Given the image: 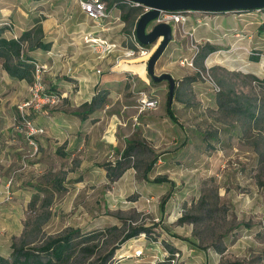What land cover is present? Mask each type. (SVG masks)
<instances>
[{
    "label": "rangeland",
    "instance_id": "1",
    "mask_svg": "<svg viewBox=\"0 0 264 264\" xmlns=\"http://www.w3.org/2000/svg\"><path fill=\"white\" fill-rule=\"evenodd\" d=\"M116 13L111 10L108 29L100 34L120 41ZM240 13L218 14L215 28L212 15L207 26L189 15L184 31L173 32L157 59L155 73L167 72L176 81L174 93L181 101L173 95L169 105L176 123L166 112V81L154 82L138 60L118 67L126 69L120 71L125 79L110 77L114 58L100 57L65 23L57 28L54 55L43 59L51 68L42 76L45 87L63 95L57 104L21 111L31 98L28 85L7 78L0 66L1 255L9 257L12 244L21 240L32 247L80 229L82 244L68 264H156L170 255L169 247L175 249L171 264H264V163L251 142L240 138L239 122L219 111L217 93L204 79L210 75L220 89H257L249 76H264V30H258L264 9ZM205 43L217 49L201 61L197 52ZM252 55L259 60L252 61ZM190 57L192 65L181 64ZM78 58L92 65L97 88L91 80L74 78ZM66 59L70 70L61 64ZM98 88L103 105L81 120L76 112L87 109L84 103ZM141 93L156 96L157 107L140 112ZM27 120L43 132L29 138ZM60 124L68 130L59 132ZM126 140L145 148L122 158L125 171L109 180L106 165L120 159ZM157 176L173 185L154 182ZM186 213L191 219L179 222ZM135 226L147 232L123 240ZM84 246L90 248L80 250Z\"/></svg>",
    "mask_w": 264,
    "mask_h": 264
},
{
    "label": "trees",
    "instance_id": "2",
    "mask_svg": "<svg viewBox=\"0 0 264 264\" xmlns=\"http://www.w3.org/2000/svg\"><path fill=\"white\" fill-rule=\"evenodd\" d=\"M113 3L114 1H111L110 5ZM117 7L120 10L121 22L124 23L123 31L126 33L134 26L141 7L127 6L123 3H119ZM2 22H0V66L10 78L25 80L31 84L33 82L35 60L29 54V51L36 49L47 51L52 46V42L45 38L41 18L35 19L32 27L22 31L16 38H7L4 36L6 27L1 24ZM258 30H264V21L259 25ZM216 49L217 47L215 45L205 43L199 48L197 58L202 61L207 54ZM251 60L258 61L259 57L252 55ZM249 77L256 83L257 89L247 93L242 91L237 92L232 86L224 87L223 89H220L218 86V90L213 89L212 86L211 88L217 93L216 104L219 111L239 122L240 138L251 142L258 154L259 161L264 163V76L259 78L251 75ZM100 92L99 90L92 96L89 102L84 103L87 106L86 110L76 112L81 120H85L88 114L103 105L105 95H101ZM173 95L176 97L177 92ZM176 99L181 101L179 96ZM166 112L168 117L176 123L177 118L169 105L167 106ZM144 148L145 146L137 140H126V145L120 153V159H117L114 164L109 163L106 165V176L109 180H115V178L121 176L125 171L126 166L122 165V158H129L132 154L142 151ZM154 160L147 164L145 172L151 170L155 162ZM153 181L156 183L169 182L173 185V182L165 176H157ZM189 219L191 217L186 213L179 217L178 220L179 222H184ZM146 232L147 227H132L124 235L123 240L135 238L140 233ZM79 236L80 229H69L64 233L49 236L40 245L32 247L27 246V243L21 240L19 244H12V251L9 257L0 254V264H68L78 251L80 244H82L77 239ZM119 246L120 242L110 249L108 255L103 259L104 262L113 256V253ZM88 248L90 247L84 246L80 247V250H87ZM169 249L170 255L156 264H171V261L174 259L175 249L172 247H169ZM225 264L244 263L233 261Z\"/></svg>",
    "mask_w": 264,
    "mask_h": 264
},
{
    "label": "built area",
    "instance_id": "3",
    "mask_svg": "<svg viewBox=\"0 0 264 264\" xmlns=\"http://www.w3.org/2000/svg\"><path fill=\"white\" fill-rule=\"evenodd\" d=\"M114 1L112 5L110 2ZM119 3H123L127 6H140L141 11L137 16L134 26L130 31L124 33L123 38L120 41L112 40L106 36L101 35L102 31H107L109 25V17L112 9H116L118 12L117 18L118 23H121L124 27V23L120 19V10L117 7ZM78 6L82 13L93 21L94 29L87 31L82 35L81 41L84 45L88 46L94 52H96L100 57L112 56L114 59L111 63L110 71L118 70V67H121L122 64L128 63L133 60H138L141 64L143 63L146 68L147 61L155 48L158 45V42L152 44H142L136 37L135 28L139 17L145 11L149 10L148 7L143 6L137 2L131 0H78ZM253 11H260V9H255ZM227 13V12H223ZM219 12H197L191 10H160L156 18H154L147 26V31H150L153 26L158 23H168L172 26L173 32L177 29H182L184 31V26L188 23V16L191 15L193 20L197 25L207 26L209 24L208 17L212 15L213 21L211 24L213 27H217L216 20ZM13 33L14 24L11 20H4L2 23ZM210 26V25H209ZM194 57H190V62L187 61L188 58L181 59V64L184 60L188 64L192 65ZM45 71V66L35 63L33 82L29 86V91L31 98L26 103L19 106V109L22 111L24 107L29 108L33 107L36 111L42 109V104H57L60 99L63 97L62 94L54 91H49L43 83V73ZM98 73H101L100 69L96 70ZM119 71H124V69H119ZM206 81L210 83L213 89L218 90V85L211 79L210 75L204 77ZM141 99L139 101V111H146L155 109L158 105V99L154 95H147L146 93H141ZM26 127L28 134H38L42 133L43 129L35 127L30 120L26 121Z\"/></svg>",
    "mask_w": 264,
    "mask_h": 264
},
{
    "label": "crops",
    "instance_id": "4",
    "mask_svg": "<svg viewBox=\"0 0 264 264\" xmlns=\"http://www.w3.org/2000/svg\"><path fill=\"white\" fill-rule=\"evenodd\" d=\"M118 12L119 11H117L116 15H118ZM252 12L253 10L252 11H241L240 14H246V13H252ZM60 15H62L64 19L63 21H59ZM35 16L43 17V19L41 20V25H42L44 35L48 41L52 42L53 45L57 39L55 38L57 28L62 26L63 23H65V25H67L68 28H74L76 30V31L73 30L71 33H75L78 31L81 34H83L87 31H91L94 29V26L90 24L91 23V21H89L90 19L86 17L80 10L78 6V0H0V22L4 20H11L14 24L13 33L5 29L4 36L7 38H10V37L16 38L21 34L22 31L32 27V25L34 24ZM117 24L119 25V30L116 32V34L117 36H120V35L123 36V32H121L123 25L118 22ZM112 32H115V30H113ZM61 33L62 31L60 29L58 34L61 35ZM103 36L107 37L108 35H103ZM109 37L110 36H108V38ZM29 54L34 58L35 63L41 64L44 66L46 64L48 66L50 65L49 64L50 62L48 61L44 62L43 60L45 58L44 56H52L54 55V52L52 51L51 48L50 50H47V51L36 49V50L29 51ZM70 58H72V56ZM75 62L77 63L78 67L76 66L75 68L76 70L75 72L77 73V76H74V78L78 80H81V79L91 80L92 82H94L93 86L97 88V85H95L97 84V79L93 77L96 72L91 71L93 70L92 65L89 64L86 60H79V58L75 60ZM69 63L70 61L66 59L61 64L63 68L65 69L68 68L70 70L71 68H70ZM88 68L90 71H88ZM48 69L49 70L45 69V72L43 75L48 76V73L51 71V68L48 66ZM2 71L4 72V74H6L8 78L9 76L6 73V71L5 70H2ZM111 72L112 73L110 74L112 75H110V77L119 78V79L121 78V80L125 79V74L121 75L122 73L120 71L113 70ZM13 80H15L17 84L21 87L28 85L29 97H31V94L29 91L30 85L25 80H17V79H13ZM51 84H55V82L53 81ZM101 88H107V87H101ZM98 90L99 88L96 90V92ZM93 95H95V93ZM52 128H55V127H52ZM57 128L59 132H63V131L68 130L67 129L68 125L60 124V125H57ZM15 129L19 134H21L17 128ZM78 133H79V129L77 130L76 134ZM20 136L23 139V137H25V134H21ZM31 136L33 137V135ZM31 136L29 138H31ZM12 141H13L12 143L15 142L13 139ZM16 147L17 146H14V148ZM14 150L16 151V154L18 156L20 154L18 152V148Z\"/></svg>",
    "mask_w": 264,
    "mask_h": 264
},
{
    "label": "water",
    "instance_id": "5",
    "mask_svg": "<svg viewBox=\"0 0 264 264\" xmlns=\"http://www.w3.org/2000/svg\"><path fill=\"white\" fill-rule=\"evenodd\" d=\"M149 8L139 17L135 34L142 44L155 43L158 45L149 57L146 64V73L154 82L166 81L168 83V105L172 102L176 86L174 77L163 72L155 73L157 59L164 52L168 43L173 39V29L168 23H158L147 31L148 24L156 18L160 10H191L197 12H241L264 8V0H131Z\"/></svg>",
    "mask_w": 264,
    "mask_h": 264
},
{
    "label": "flooded vegetation",
    "instance_id": "6",
    "mask_svg": "<svg viewBox=\"0 0 264 264\" xmlns=\"http://www.w3.org/2000/svg\"><path fill=\"white\" fill-rule=\"evenodd\" d=\"M168 84V83H167Z\"/></svg>",
    "mask_w": 264,
    "mask_h": 264
}]
</instances>
